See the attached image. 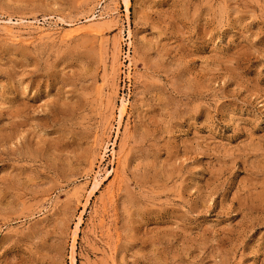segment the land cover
Segmentation results:
<instances>
[{
  "label": "rangeland",
  "instance_id": "obj_1",
  "mask_svg": "<svg viewBox=\"0 0 264 264\" xmlns=\"http://www.w3.org/2000/svg\"><path fill=\"white\" fill-rule=\"evenodd\" d=\"M75 228V264H264V0H0V264Z\"/></svg>",
  "mask_w": 264,
  "mask_h": 264
},
{
  "label": "bare ground",
  "instance_id": "obj_2",
  "mask_svg": "<svg viewBox=\"0 0 264 264\" xmlns=\"http://www.w3.org/2000/svg\"><path fill=\"white\" fill-rule=\"evenodd\" d=\"M113 1H115V0H113ZM124 1V4H125V8H126V10L127 11H129V9H130V2H131V0H123ZM108 3H109V1H108ZM99 4V3H98ZM103 8V7H102ZM101 8V9H102ZM103 14H101V16H102ZM94 17V15H93V13H92V15H91V17ZM100 16V15H99ZM104 16V15H103ZM97 18V17H96ZM95 18V19H96ZM89 19H90V17H89ZM89 19H87V20H89ZM93 19V18H92ZM86 20V19H85ZM85 22V21H84ZM90 21H88L87 23H89ZM92 22H93V20H92ZM97 22V21H96ZM94 24H95V21L93 22ZM49 24V23H48ZM78 24V23H77ZM99 24V23H98ZM98 24H96V25H98ZM79 25V24H78ZM80 27H82V24L80 23V25H79ZM79 26H77V28L79 29L80 27ZM83 26H84V24H83ZM99 26H101V25H99ZM89 27V26H88ZM13 28V27H12ZM11 27H9L8 28V31L7 32H9V33H13V29H12ZM76 28V27H75ZM83 28V27H82ZM81 28V29H82ZM86 28V27H85ZM7 29V28H6ZM72 29V28H71ZM74 29V28H73ZM84 29V28H83ZM88 29H90V27L88 28ZM47 30V29H46ZM52 30V29H51ZM70 30V29H69ZM75 30V29H74ZM74 30H72V31H74ZM77 30V29H76ZM15 31V30H14ZM45 31V30H44ZM77 31H79V30H77ZM41 33V32H40ZM130 33V32H129ZM66 34H68L69 35V33L68 32H66ZM71 34V33H70ZM130 35V34H129ZM64 36V35H63ZM17 39V38H16ZM126 105H127V102H123L122 103V107H121V112L119 111V113H120V115H119V122H121L122 121V119H123V116H124V112H125V110H126ZM120 124V123H119ZM105 147V146H104ZM108 148V147H107ZM113 150H115V149H113ZM115 152V151H114ZM110 172V171H109ZM98 173V172H97ZM107 173V172H106ZM100 175V174H99ZM101 176V175H100ZM95 179H96V176L94 177ZM102 179V178H101ZM95 182V181H94ZM97 182V181H96ZM99 183H100V181H99ZM95 184V183H94ZM97 184V183H96ZM95 184V185H96ZM94 185V186H95ZM98 185V184H97ZM96 187V186H95ZM81 215V214H80ZM82 216V215H81ZM78 219H80L81 220V218L79 217ZM78 224H80L79 222H77V225L76 226H78ZM78 228V227H77ZM72 234H74L73 236H72V247H71V255H70V258H71V263L72 264H75V260H76V256H75V252H76V241H77V229L75 228V231H74V233H72Z\"/></svg>",
  "mask_w": 264,
  "mask_h": 264
}]
</instances>
